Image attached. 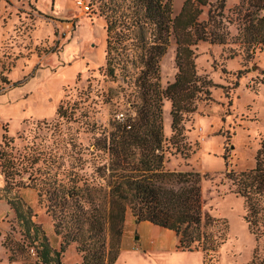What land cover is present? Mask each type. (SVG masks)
<instances>
[{
    "label": "rangeland",
    "instance_id": "rangeland-1",
    "mask_svg": "<svg viewBox=\"0 0 264 264\" xmlns=\"http://www.w3.org/2000/svg\"><path fill=\"white\" fill-rule=\"evenodd\" d=\"M75 1L0 0V72L9 82L0 94V146L16 159L50 155L68 167L76 157H89L93 151L89 145L109 129L110 121L132 115L122 80L112 82L100 72L105 48L100 2L81 0L89 6L84 12ZM182 3L172 0L174 16ZM239 4L240 0H226V21ZM218 5L213 0L212 8ZM209 8H204L199 21L206 19ZM259 15H264V9ZM227 26L233 37L235 26ZM175 48L170 37L158 63L162 87L176 74ZM193 49L197 75L210 81L209 95L198 97L195 112L185 116L181 135L174 139L170 102L163 100V167L205 175L200 182L202 211L217 220L215 230L226 227L224 243L207 264H249L262 242L249 232L243 200L226 174L252 169L264 143V53L256 50L246 55L231 41L199 42ZM19 81H23L20 87L12 86ZM28 173L20 172L7 185L0 175V264H36L30 251L34 253V247L21 235L6 198L26 203L33 223L51 247H58L59 238L46 208L38 203ZM1 205H6L5 212ZM124 234L114 264H202L201 252L176 249L173 232L137 223L129 212L122 238ZM78 257L70 245L61 260L73 264Z\"/></svg>",
    "mask_w": 264,
    "mask_h": 264
},
{
    "label": "trees",
    "instance_id": "trees-1",
    "mask_svg": "<svg viewBox=\"0 0 264 264\" xmlns=\"http://www.w3.org/2000/svg\"><path fill=\"white\" fill-rule=\"evenodd\" d=\"M183 0L173 15L172 0H99L104 17L105 48L101 74L122 80L132 115L113 119L109 129L93 139L88 158L79 156L67 167L41 154L16 159L0 146V175L6 185L29 172L38 203L46 208L59 238L51 247L43 230L33 223L31 208L21 199L6 198L21 229L34 247L36 264H65L61 255L74 245L80 264H114L121 247L125 216L173 232L176 249L201 252L207 264L225 241L226 227L202 211L199 173L167 171L163 167L162 102L171 110L172 138L181 135L182 122L196 110L199 96L209 95L210 81L197 75L193 47L199 42L242 48L246 55L264 53V0H240L226 21V0ZM210 7L204 21L199 18ZM229 24L236 34L230 37ZM174 39L176 74L160 85L158 63ZM130 52L134 55L130 56ZM0 72V94L8 85ZM23 81L14 83L20 87ZM11 86V87H12ZM59 114V110H58ZM6 133V131H5ZM2 135L6 146L7 135ZM234 193L243 200L249 232L262 242L249 264H264V143L252 169L226 174Z\"/></svg>",
    "mask_w": 264,
    "mask_h": 264
},
{
    "label": "built area",
    "instance_id": "built-area-1",
    "mask_svg": "<svg viewBox=\"0 0 264 264\" xmlns=\"http://www.w3.org/2000/svg\"><path fill=\"white\" fill-rule=\"evenodd\" d=\"M75 4L78 8L82 9L84 12H87L89 11V6L88 5H85L81 0H76L75 1ZM32 255L34 254L33 253V250H30Z\"/></svg>",
    "mask_w": 264,
    "mask_h": 264
},
{
    "label": "crops",
    "instance_id": "crops-1",
    "mask_svg": "<svg viewBox=\"0 0 264 264\" xmlns=\"http://www.w3.org/2000/svg\"><path fill=\"white\" fill-rule=\"evenodd\" d=\"M1 206H3L2 208H3V210H4V212L6 211V205H1ZM146 223V222H145ZM124 238H125V234H124V236H123V238H122V243H121V246L123 247L124 246ZM133 238H137V237H133ZM127 244V243H126ZM122 247H121V249H122ZM126 247H128L127 245H126ZM55 249H57V248H55ZM80 261H81V259H80V257H78V259H76L75 261H74V263L73 264H80Z\"/></svg>",
    "mask_w": 264,
    "mask_h": 264
}]
</instances>
